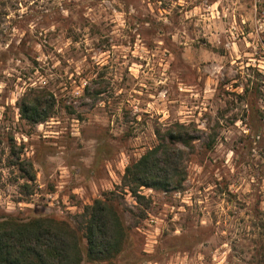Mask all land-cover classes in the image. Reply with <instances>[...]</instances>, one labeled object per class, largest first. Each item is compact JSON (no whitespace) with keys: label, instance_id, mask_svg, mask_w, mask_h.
<instances>
[{"label":"rangeland","instance_id":"rangeland-1","mask_svg":"<svg viewBox=\"0 0 264 264\" xmlns=\"http://www.w3.org/2000/svg\"><path fill=\"white\" fill-rule=\"evenodd\" d=\"M176 125L182 188L139 203L124 170ZM101 198L127 238L81 264H264V0H0V220L82 235Z\"/></svg>","mask_w":264,"mask_h":264},{"label":"trees","instance_id":"trees-1","mask_svg":"<svg viewBox=\"0 0 264 264\" xmlns=\"http://www.w3.org/2000/svg\"><path fill=\"white\" fill-rule=\"evenodd\" d=\"M36 99L19 107L20 117L37 124L51 117V108ZM156 146L147 150L136 161L126 166L121 186L135 197L141 188L164 193L178 191L186 179L187 149H192L196 138L187 128L176 125ZM25 168L28 179L35 176ZM22 169L23 166L20 165ZM78 230L67 222L48 217L22 221L11 218L0 220V264H81V243L85 240V257L89 262H102L115 257L122 249L127 232L116 208L108 199H95L76 217Z\"/></svg>","mask_w":264,"mask_h":264}]
</instances>
